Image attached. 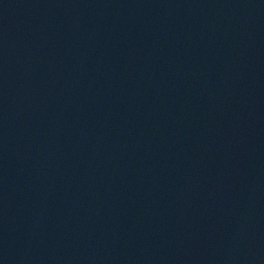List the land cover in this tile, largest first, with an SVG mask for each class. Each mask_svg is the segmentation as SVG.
<instances>
[{
    "label": "water",
    "instance_id": "95a60500",
    "mask_svg": "<svg viewBox=\"0 0 264 264\" xmlns=\"http://www.w3.org/2000/svg\"><path fill=\"white\" fill-rule=\"evenodd\" d=\"M0 264H264V0H0Z\"/></svg>",
    "mask_w": 264,
    "mask_h": 264
}]
</instances>
